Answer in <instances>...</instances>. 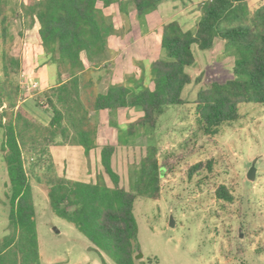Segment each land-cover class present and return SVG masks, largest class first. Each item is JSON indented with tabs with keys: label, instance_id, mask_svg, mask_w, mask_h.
<instances>
[{
	"label": "trees",
	"instance_id": "1",
	"mask_svg": "<svg viewBox=\"0 0 264 264\" xmlns=\"http://www.w3.org/2000/svg\"><path fill=\"white\" fill-rule=\"evenodd\" d=\"M162 1L28 0L23 5L29 27L38 25L44 53L40 64L56 66L57 85L48 88L45 94L51 117L48 125L43 126L17 105L19 86L7 78L0 80V107L16 108L7 121L0 119L1 149L10 188V232L0 238V264H40L35 208L24 150L39 156L41 162L45 156L50 159L47 168L53 171L48 180L51 208L90 241L92 246L88 249L97 252L104 263L103 255L115 264H136L135 201L139 196L158 199L162 176L171 170L173 163L167 156L159 159L158 146L148 143L144 156L129 166V188L125 189L119 185V175L111 166L114 146L101 147L103 173L96 175L95 182L57 176L48 146L59 139L55 143L79 145L88 155L96 147V126L89 119L92 110L134 107L142 111V116L124 130L132 139L156 129L160 116L169 106L188 104L181 92L192 80L185 68L195 63L193 45L207 50L218 38L224 40L225 51L234 56V77L201 88L192 102L198 132L214 137L223 125L239 118L241 105L264 104V0L254 4L249 0L201 1L196 6L200 14L193 29L183 30L175 20L163 25L160 42L163 56L149 64V81L153 88L147 84L144 64L135 61L138 73L125 75L123 83L109 85L104 93L94 91V82L86 75L82 54L91 68L98 67L107 59L108 38L115 33L112 20L97 3L101 2L103 7L116 3L121 13H127V6L132 3L142 23L145 15ZM10 67L18 71L20 61L3 54L5 76ZM63 73L68 76L65 81L61 80ZM214 163L211 158L194 163L187 169L188 178L202 172L211 173ZM104 174L112 186L106 184ZM215 195L225 202L234 200L223 184L216 188Z\"/></svg>",
	"mask_w": 264,
	"mask_h": 264
},
{
	"label": "rangeland",
	"instance_id": "2",
	"mask_svg": "<svg viewBox=\"0 0 264 264\" xmlns=\"http://www.w3.org/2000/svg\"><path fill=\"white\" fill-rule=\"evenodd\" d=\"M27 1L3 0L0 5V80L7 78L20 90L24 82L22 72L27 77L36 76L40 88L26 99L36 111L42 112L43 116L36 115L44 120L51 115L46 86L55 83L58 71L53 64H40L41 58L35 66L37 60L24 57L25 38L35 37V30L26 33L33 27H29V19L23 15ZM201 1L204 0L196 6ZM249 1L254 4L259 0ZM216 40L210 49H194L195 63L185 70L192 80L181 92L188 104L169 106L160 116L158 127L148 131L147 143L156 144L159 159L167 156L173 165L162 176L158 199L139 196L135 201L138 224L135 255L142 254L135 259L136 264H264V104L241 105L239 118L223 125L214 137L198 132L194 119L192 102L197 92L214 81L224 82L234 77L233 56L226 51L223 55L219 47L221 40ZM156 52H163L161 46L156 47ZM3 54L20 61L18 71L10 67L9 74L4 75ZM143 64L148 84L149 65L145 60ZM22 102L18 97L17 105L22 106ZM15 111L16 108L3 105L0 119L7 121ZM125 136L123 139L128 138ZM2 141L0 128V238L10 232V188ZM140 145L127 148L126 161L118 153L117 171L123 182L127 178L128 162L137 163L145 154L146 148ZM208 158L215 162L213 171L189 179L188 167ZM24 160L32 187L40 264H115L106 255H103L104 263L97 252L88 249L92 246L90 241L53 212L48 196V180L53 174L47 168L50 159L45 156L41 162L39 156L24 150ZM253 162L255 176L249 179L247 174ZM221 184L233 194L232 202L216 197L215 190Z\"/></svg>",
	"mask_w": 264,
	"mask_h": 264
},
{
	"label": "crops",
	"instance_id": "3",
	"mask_svg": "<svg viewBox=\"0 0 264 264\" xmlns=\"http://www.w3.org/2000/svg\"><path fill=\"white\" fill-rule=\"evenodd\" d=\"M198 1L200 0H164L157 5L154 11L145 15L142 23L137 18L136 10L132 3L128 4L127 13H121L116 3L103 7L102 3L98 2L97 6L112 20L115 33L108 38L107 59L98 67L91 68L82 54L86 75L91 77L94 82V91L96 93H104L109 85L123 83L125 75L138 73L139 70L135 67V61L143 63L145 60L149 65L153 60L162 57L163 52H156V47L160 46L163 25L175 20L183 30L193 29L200 14L196 9ZM32 30H35V37L33 39L26 37L23 43L24 57L28 60H37L35 64L37 66L38 59L41 58L43 61L44 53L38 36V25L34 24L31 30H26V33ZM216 41L218 40L215 39L213 45L216 44ZM195 47L196 45L192 46L193 53ZM219 47L223 49L224 55V40L219 42ZM232 60L234 64V56ZM67 79V74L63 73L61 80L65 81ZM56 85L57 74L55 83L47 85L46 88ZM148 86L153 88L152 81L148 83ZM22 103V107L30 112L40 124H43V126L48 125L51 115L42 120L36 115L38 113L43 116L42 112L36 111L29 99L24 100ZM141 116L142 111L134 107H123L114 111L108 109L90 111V122L96 126V147L91 149L89 154L86 155L83 147L79 145L51 144L49 153L53 161L55 174L75 181L95 182L96 175L103 173L100 164L101 147L112 145L115 150L111 157V166L119 175V185L128 189V173L126 174V182H123L122 175L117 171L118 153H121L120 156L126 161L128 147L133 149L134 146L136 148L142 144L146 148L148 144L147 134L138 135L132 139L124 131L131 122L136 121ZM125 135L128 136L127 139H123ZM139 159L135 162H138ZM131 163L128 162L129 165ZM104 178L106 184L112 186L111 181L105 174Z\"/></svg>",
	"mask_w": 264,
	"mask_h": 264
},
{
	"label": "built area",
	"instance_id": "4",
	"mask_svg": "<svg viewBox=\"0 0 264 264\" xmlns=\"http://www.w3.org/2000/svg\"><path fill=\"white\" fill-rule=\"evenodd\" d=\"M22 77L24 82L22 81L20 84V99L24 101L26 96H31L32 93L40 88V82L34 76H25V72H22Z\"/></svg>",
	"mask_w": 264,
	"mask_h": 264
},
{
	"label": "water",
	"instance_id": "5",
	"mask_svg": "<svg viewBox=\"0 0 264 264\" xmlns=\"http://www.w3.org/2000/svg\"><path fill=\"white\" fill-rule=\"evenodd\" d=\"M255 166H254V162L252 163V167L250 168L248 174H247V177L249 179H252L254 176H255ZM173 220V219H172ZM140 257H142V254L141 253H137L136 255H134V258L135 259H139Z\"/></svg>",
	"mask_w": 264,
	"mask_h": 264
}]
</instances>
